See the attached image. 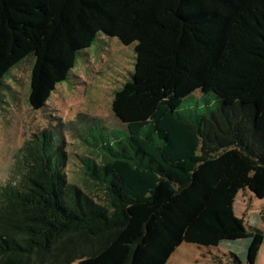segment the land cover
I'll return each instance as SVG.
<instances>
[{
	"label": "trees",
	"instance_id": "16d2710c",
	"mask_svg": "<svg viewBox=\"0 0 264 264\" xmlns=\"http://www.w3.org/2000/svg\"><path fill=\"white\" fill-rule=\"evenodd\" d=\"M100 33L136 51L113 95L123 127L92 118L80 137L102 200L65 173L60 133L27 139L0 185V264H167L182 243L246 238L256 264L264 232L234 203L264 198V0H0V85L33 58L45 108Z\"/></svg>",
	"mask_w": 264,
	"mask_h": 264
},
{
	"label": "rangeland",
	"instance_id": "374dc122",
	"mask_svg": "<svg viewBox=\"0 0 264 264\" xmlns=\"http://www.w3.org/2000/svg\"><path fill=\"white\" fill-rule=\"evenodd\" d=\"M135 53L134 43L125 45L117 37L100 33L91 48L79 55L69 80L57 84L46 107L38 110L29 104L33 58L28 57L14 67L0 85V185L19 174L16 164L25 141L53 131L62 135L64 171L69 179L101 201L102 192L85 181L82 158L89 157L90 150L80 137L92 118L100 119L104 126L123 127L112 110L113 95L130 78ZM234 209L246 227L264 232V198L240 191ZM248 243L249 238L224 241L218 249L182 243L167 264H233L229 252L244 258ZM256 264H264V243Z\"/></svg>",
	"mask_w": 264,
	"mask_h": 264
},
{
	"label": "crops",
	"instance_id": "0c3cea01",
	"mask_svg": "<svg viewBox=\"0 0 264 264\" xmlns=\"http://www.w3.org/2000/svg\"><path fill=\"white\" fill-rule=\"evenodd\" d=\"M178 248H179V247H178ZM178 248H177V249H178ZM219 248H222L221 244L219 245ZM177 249H176V251L173 253V255L178 251ZM227 250H228V251H231L230 249H227ZM232 251H233V250H232ZM171 256H172V255H171ZM171 256H170V258H171ZM240 257H241V256H240ZM246 257H247V255H245L244 258H239V259L242 260V262L246 264ZM170 258H169V259H170ZM168 262H169V260L167 261V263H168Z\"/></svg>",
	"mask_w": 264,
	"mask_h": 264
}]
</instances>
